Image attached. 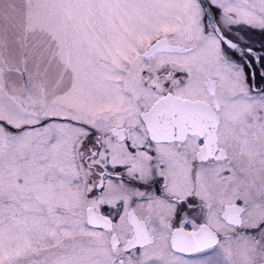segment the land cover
Listing matches in <instances>:
<instances>
[{
    "label": "snow or ice",
    "instance_id": "obj_1",
    "mask_svg": "<svg viewBox=\"0 0 264 264\" xmlns=\"http://www.w3.org/2000/svg\"><path fill=\"white\" fill-rule=\"evenodd\" d=\"M0 264H264V0H0Z\"/></svg>",
    "mask_w": 264,
    "mask_h": 264
}]
</instances>
